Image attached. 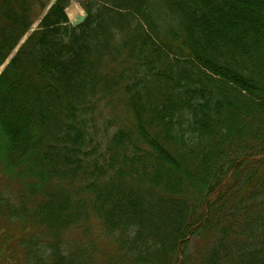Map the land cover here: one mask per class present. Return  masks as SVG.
Masks as SVG:
<instances>
[{
    "label": "trees",
    "instance_id": "16d2710c",
    "mask_svg": "<svg viewBox=\"0 0 264 264\" xmlns=\"http://www.w3.org/2000/svg\"><path fill=\"white\" fill-rule=\"evenodd\" d=\"M50 2L0 0V263L264 264V0H57L30 32Z\"/></svg>",
    "mask_w": 264,
    "mask_h": 264
},
{
    "label": "rangeland",
    "instance_id": "374dc122",
    "mask_svg": "<svg viewBox=\"0 0 264 264\" xmlns=\"http://www.w3.org/2000/svg\"><path fill=\"white\" fill-rule=\"evenodd\" d=\"M70 7H75L78 9V12L76 15H82L83 10L81 9V7L78 5V3L76 2H71L69 4V6L67 7L66 12L68 11V9ZM44 13H42L43 15ZM75 15V16H76ZM68 16V15H67ZM68 18L72 21L73 19H71V17L68 16ZM39 23V20L34 24V26L32 27L33 29H35L37 27ZM88 233V234H87ZM101 230L98 229L97 223L96 221H93L90 225L89 228L80 232L79 234L73 236V237H69L70 242L73 243H77V245H82L84 242L88 241L91 242L93 244H97V245H104L105 244V239L101 238ZM87 234V235H86ZM10 250V248H5L4 253L6 251ZM6 254V253H5ZM18 255H16L17 257ZM15 257V258H16ZM19 257H17V260L12 261V264H22V262H20ZM0 264H5V263H0Z\"/></svg>",
    "mask_w": 264,
    "mask_h": 264
},
{
    "label": "water",
    "instance_id": "95a60500",
    "mask_svg": "<svg viewBox=\"0 0 264 264\" xmlns=\"http://www.w3.org/2000/svg\"><path fill=\"white\" fill-rule=\"evenodd\" d=\"M86 17V14H84L83 16H77L75 17V20L71 22V25L72 27H75L77 26L78 24L82 23L84 21ZM228 181V178L227 180L217 189V191L215 192L214 195H216V193L225 185V183Z\"/></svg>",
    "mask_w": 264,
    "mask_h": 264
},
{
    "label": "bare ground",
    "instance_id": "6f19581e",
    "mask_svg": "<svg viewBox=\"0 0 264 264\" xmlns=\"http://www.w3.org/2000/svg\"><path fill=\"white\" fill-rule=\"evenodd\" d=\"M78 9L75 7H70L67 11V15L71 17V19H74L75 15L77 14Z\"/></svg>",
    "mask_w": 264,
    "mask_h": 264
}]
</instances>
